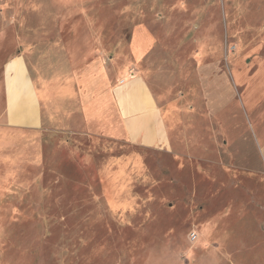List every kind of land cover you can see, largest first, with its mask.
I'll list each match as a JSON object with an SVG mask.
<instances>
[{"label": "rangeland", "instance_id": "1", "mask_svg": "<svg viewBox=\"0 0 264 264\" xmlns=\"http://www.w3.org/2000/svg\"><path fill=\"white\" fill-rule=\"evenodd\" d=\"M137 26L155 39L138 65ZM2 50L164 73V118L189 131L167 151L54 125L0 139V264H264V128L236 87L252 145L230 130L246 168L223 163L195 78L264 66V0H0Z\"/></svg>", "mask_w": 264, "mask_h": 264}, {"label": "crops", "instance_id": "2", "mask_svg": "<svg viewBox=\"0 0 264 264\" xmlns=\"http://www.w3.org/2000/svg\"><path fill=\"white\" fill-rule=\"evenodd\" d=\"M130 39L131 57L138 65L147 60L155 39L143 26L135 27ZM3 50L0 51L1 140L19 131H39L46 125H54L93 131L165 151L175 146L177 135L184 138L181 147L186 144L189 131L186 124L179 133L168 123L175 105L164 111L158 104V92L169 86L168 75L138 71L123 80L118 79V69L100 57L77 66L76 59L69 62L58 51L55 58L53 55L45 60L36 55L9 56ZM195 78L200 83L197 82V93L206 101L213 129L220 139L226 140V147L219 152L221 160L246 168L244 148L233 149L228 132L236 128L246 138V144L252 145L249 137L252 126L244 107L255 118L258 135L262 133L264 66L251 76L244 70H234L232 80L227 73L217 74L211 68L198 70ZM236 87L243 89V107L234 100ZM252 101L257 102L251 104ZM186 110L185 105L178 108L180 119L189 115Z\"/></svg>", "mask_w": 264, "mask_h": 264}]
</instances>
